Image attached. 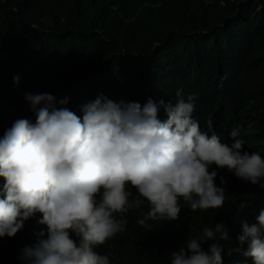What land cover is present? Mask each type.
Listing matches in <instances>:
<instances>
[{"label":"trees","instance_id":"obj_1","mask_svg":"<svg viewBox=\"0 0 264 264\" xmlns=\"http://www.w3.org/2000/svg\"><path fill=\"white\" fill-rule=\"evenodd\" d=\"M178 90L196 96L193 117L202 130L211 119L231 143L239 128L243 151L264 156V0H0V137L16 119L35 120L29 92L67 97L61 107L82 116L81 105L100 94L143 105L149 98L175 103ZM159 115L166 119L163 108ZM213 168L226 192L223 207L193 212L181 200L178 220L141 227L145 204L129 210L126 231L96 251L111 264H170L190 236L223 222V264H252L234 249L242 223H255L264 209V188ZM38 216L15 237L0 238V264H23L20 250L44 227Z\"/></svg>","mask_w":264,"mask_h":264},{"label":"clouds","instance_id":"obj_2","mask_svg":"<svg viewBox=\"0 0 264 264\" xmlns=\"http://www.w3.org/2000/svg\"><path fill=\"white\" fill-rule=\"evenodd\" d=\"M176 96L175 103L149 98L142 105L100 94L81 105L80 116L61 107L67 97L25 94L35 120L16 119L0 137V238L15 237L37 214L44 226L20 250L23 264H111L96 249L126 231L125 214L145 204L141 227L178 220L181 200L193 212L218 210L226 192L213 166L264 188V156L243 151L240 129L222 142L211 119L204 131L193 117L196 96ZM255 220L242 223L234 250L264 264V209ZM228 239L223 222L204 226L170 253V264H223Z\"/></svg>","mask_w":264,"mask_h":264}]
</instances>
